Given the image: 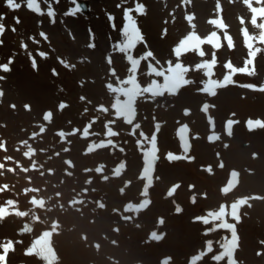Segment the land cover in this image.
Returning <instances> with one entry per match:
<instances>
[{
    "label": "rangeland",
    "instance_id": "obj_1",
    "mask_svg": "<svg viewBox=\"0 0 264 264\" xmlns=\"http://www.w3.org/2000/svg\"><path fill=\"white\" fill-rule=\"evenodd\" d=\"M86 1L0 0V264H264V0Z\"/></svg>",
    "mask_w": 264,
    "mask_h": 264
},
{
    "label": "snow or ice",
    "instance_id": "obj_2",
    "mask_svg": "<svg viewBox=\"0 0 264 264\" xmlns=\"http://www.w3.org/2000/svg\"><path fill=\"white\" fill-rule=\"evenodd\" d=\"M58 3L59 0H56ZM73 4H75V7L70 9L68 12L65 13V15H72L75 16L76 13L82 12L83 11V5L79 4L77 0H71ZM30 10L33 11L37 15H45L47 14L50 19L54 18L55 16V11L51 7H49L46 11L42 8H40V0H31L30 3Z\"/></svg>",
    "mask_w": 264,
    "mask_h": 264
},
{
    "label": "water",
    "instance_id": "obj_3",
    "mask_svg": "<svg viewBox=\"0 0 264 264\" xmlns=\"http://www.w3.org/2000/svg\"><path fill=\"white\" fill-rule=\"evenodd\" d=\"M81 5H83L84 12L88 11V5L86 3H81Z\"/></svg>",
    "mask_w": 264,
    "mask_h": 264
}]
</instances>
